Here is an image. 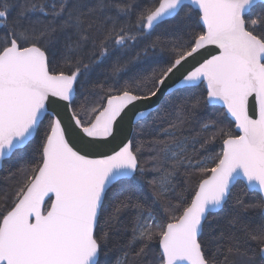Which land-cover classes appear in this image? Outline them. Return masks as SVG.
<instances>
[{
	"label": "snow or ice",
	"instance_id": "obj_1",
	"mask_svg": "<svg viewBox=\"0 0 264 264\" xmlns=\"http://www.w3.org/2000/svg\"><path fill=\"white\" fill-rule=\"evenodd\" d=\"M0 171V264H264V0H0Z\"/></svg>",
	"mask_w": 264,
	"mask_h": 264
},
{
	"label": "trees",
	"instance_id": "obj_2",
	"mask_svg": "<svg viewBox=\"0 0 264 264\" xmlns=\"http://www.w3.org/2000/svg\"><path fill=\"white\" fill-rule=\"evenodd\" d=\"M161 30H162V28L161 29H157V31H161ZM216 109H219V107H216ZM8 166H9L8 163H4L3 167L6 169ZM4 175H5V173L0 171V188L4 187V185L2 183V178H3ZM241 187H242V185H238L237 188L234 190V193L235 192H239Z\"/></svg>",
	"mask_w": 264,
	"mask_h": 264
},
{
	"label": "water",
	"instance_id": "obj_3",
	"mask_svg": "<svg viewBox=\"0 0 264 264\" xmlns=\"http://www.w3.org/2000/svg\"><path fill=\"white\" fill-rule=\"evenodd\" d=\"M211 51H212V53H214L215 52V49H212ZM215 107H219V106L217 105ZM3 166H4V164H3Z\"/></svg>",
	"mask_w": 264,
	"mask_h": 264
}]
</instances>
